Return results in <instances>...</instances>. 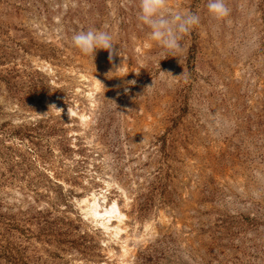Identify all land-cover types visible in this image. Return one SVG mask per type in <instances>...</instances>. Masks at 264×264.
<instances>
[{
    "label": "rangeland",
    "instance_id": "obj_1",
    "mask_svg": "<svg viewBox=\"0 0 264 264\" xmlns=\"http://www.w3.org/2000/svg\"><path fill=\"white\" fill-rule=\"evenodd\" d=\"M173 2L200 17L177 58L136 0H0V264H264V0ZM88 27L111 59L72 47Z\"/></svg>",
    "mask_w": 264,
    "mask_h": 264
},
{
    "label": "clouds",
    "instance_id": "obj_2",
    "mask_svg": "<svg viewBox=\"0 0 264 264\" xmlns=\"http://www.w3.org/2000/svg\"><path fill=\"white\" fill-rule=\"evenodd\" d=\"M136 8L137 23L146 31L147 39L162 53L173 54L172 57L177 58L175 54L183 51L185 37L200 24L199 15L181 8L173 0H136ZM207 10L217 20L231 14L227 0H207ZM116 41L117 33L108 27H88L70 36L72 47L90 56L93 62L98 50L108 51L111 59L114 47L119 45Z\"/></svg>",
    "mask_w": 264,
    "mask_h": 264
},
{
    "label": "bare ground",
    "instance_id": "obj_3",
    "mask_svg": "<svg viewBox=\"0 0 264 264\" xmlns=\"http://www.w3.org/2000/svg\"><path fill=\"white\" fill-rule=\"evenodd\" d=\"M89 94L92 95V92ZM74 112L75 111L70 110V113ZM79 118L82 123H85L87 120L84 114H80ZM90 194L91 195L80 201V207L84 215L95 221L106 233L115 237H120V234H122L125 229H123L122 224L124 220L127 219V216L119 208L118 202L113 200L111 203H106L104 195L98 196V194L94 192ZM100 198L103 199L102 203ZM122 249L124 253L127 251L126 244L122 246Z\"/></svg>",
    "mask_w": 264,
    "mask_h": 264
}]
</instances>
